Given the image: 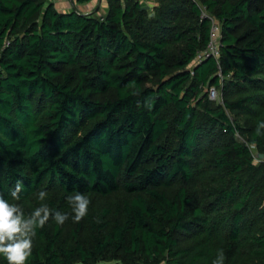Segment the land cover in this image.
<instances>
[{
	"label": "trees",
	"instance_id": "16d2710c",
	"mask_svg": "<svg viewBox=\"0 0 264 264\" xmlns=\"http://www.w3.org/2000/svg\"><path fill=\"white\" fill-rule=\"evenodd\" d=\"M148 3L0 0V195L69 213L27 264H264V0Z\"/></svg>",
	"mask_w": 264,
	"mask_h": 264
},
{
	"label": "clouds",
	"instance_id": "9594fccd",
	"mask_svg": "<svg viewBox=\"0 0 264 264\" xmlns=\"http://www.w3.org/2000/svg\"><path fill=\"white\" fill-rule=\"evenodd\" d=\"M264 128V121H260L256 128V134L261 135L260 129ZM23 190L22 181H17L10 195L15 200H19V193ZM47 192L41 190L38 198L44 201ZM69 204L72 206V217L74 222H80L88 214L90 199L79 192L68 197ZM52 218L59 225H63L69 218V213L56 211L54 214L50 207L45 203L36 207L30 214L25 215L24 210L17 203H11L0 195V255L7 264H27L33 250V237L36 229L42 228L48 220ZM225 254L219 250L217 257L212 264H224Z\"/></svg>",
	"mask_w": 264,
	"mask_h": 264
},
{
	"label": "built area",
	"instance_id": "2783aa9c",
	"mask_svg": "<svg viewBox=\"0 0 264 264\" xmlns=\"http://www.w3.org/2000/svg\"><path fill=\"white\" fill-rule=\"evenodd\" d=\"M202 17L206 16L210 20V30H209V40L207 45L204 49L198 51L196 53V61L199 62L207 57L212 56L213 58L218 61L217 57L219 55L218 44L220 41V26L219 23L211 16H208L207 13L202 12ZM208 97L212 100L218 99V91L215 87L209 86L208 87Z\"/></svg>",
	"mask_w": 264,
	"mask_h": 264
},
{
	"label": "crops",
	"instance_id": "0c3cea01",
	"mask_svg": "<svg viewBox=\"0 0 264 264\" xmlns=\"http://www.w3.org/2000/svg\"><path fill=\"white\" fill-rule=\"evenodd\" d=\"M51 1L54 3L55 7L61 11L70 10L71 8L75 7L77 10H79L83 13L88 12V10L86 9L89 7L88 3H83V4L78 5L75 2L72 3L70 0H51ZM144 2L146 3V5H149L148 2L153 3V2H155V0H144Z\"/></svg>",
	"mask_w": 264,
	"mask_h": 264
},
{
	"label": "rangeland",
	"instance_id": "374dc122",
	"mask_svg": "<svg viewBox=\"0 0 264 264\" xmlns=\"http://www.w3.org/2000/svg\"><path fill=\"white\" fill-rule=\"evenodd\" d=\"M72 3H74L76 0H70ZM89 7L86 8L88 10V12L90 11H95L97 15H101L103 14L104 8H105V0H91L90 2H88ZM219 96V95H218ZM219 99V97H218ZM97 264H109L107 262L104 261H99Z\"/></svg>",
	"mask_w": 264,
	"mask_h": 264
},
{
	"label": "water",
	"instance_id": "95a60500",
	"mask_svg": "<svg viewBox=\"0 0 264 264\" xmlns=\"http://www.w3.org/2000/svg\"><path fill=\"white\" fill-rule=\"evenodd\" d=\"M147 8H148V5H146V4L141 7V9H147ZM255 157L257 159H263L264 154L263 153H260V152H256Z\"/></svg>",
	"mask_w": 264,
	"mask_h": 264
}]
</instances>
